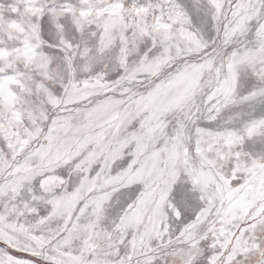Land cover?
I'll return each instance as SVG.
<instances>
[{"label": "snow or ice", "instance_id": "snow-or-ice-1", "mask_svg": "<svg viewBox=\"0 0 264 264\" xmlns=\"http://www.w3.org/2000/svg\"><path fill=\"white\" fill-rule=\"evenodd\" d=\"M0 264H264V0H0Z\"/></svg>", "mask_w": 264, "mask_h": 264}]
</instances>
